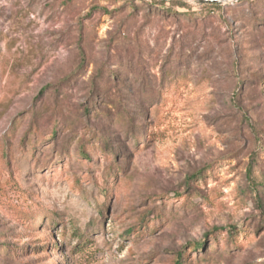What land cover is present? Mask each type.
I'll list each match as a JSON object with an SVG mask.
<instances>
[{
	"label": "rangeland",
	"instance_id": "1",
	"mask_svg": "<svg viewBox=\"0 0 264 264\" xmlns=\"http://www.w3.org/2000/svg\"><path fill=\"white\" fill-rule=\"evenodd\" d=\"M156 1L0 0V264H264V0Z\"/></svg>",
	"mask_w": 264,
	"mask_h": 264
},
{
	"label": "water",
	"instance_id": "2",
	"mask_svg": "<svg viewBox=\"0 0 264 264\" xmlns=\"http://www.w3.org/2000/svg\"><path fill=\"white\" fill-rule=\"evenodd\" d=\"M157 1H170V0H157ZM233 1H238V0H195L197 4H221V3H226V2H233Z\"/></svg>",
	"mask_w": 264,
	"mask_h": 264
},
{
	"label": "trees",
	"instance_id": "3",
	"mask_svg": "<svg viewBox=\"0 0 264 264\" xmlns=\"http://www.w3.org/2000/svg\"><path fill=\"white\" fill-rule=\"evenodd\" d=\"M158 4H163V3H165L166 1H156ZM212 6H216V5H212ZM199 246H201V243H195L194 244V247H196V248H198ZM180 256L182 257V254H180L179 256H178V259L177 260H181V258H180ZM175 264H180V261H176V263Z\"/></svg>",
	"mask_w": 264,
	"mask_h": 264
}]
</instances>
